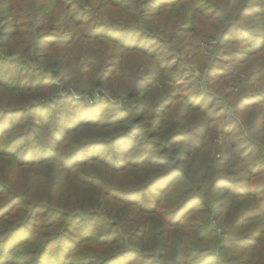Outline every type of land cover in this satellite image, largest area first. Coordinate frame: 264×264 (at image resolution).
<instances>
[{"label":"trees","instance_id":"trees-1","mask_svg":"<svg viewBox=\"0 0 264 264\" xmlns=\"http://www.w3.org/2000/svg\"><path fill=\"white\" fill-rule=\"evenodd\" d=\"M0 264H264V0H0Z\"/></svg>","mask_w":264,"mask_h":264},{"label":"rangeland","instance_id":"rangeland-1","mask_svg":"<svg viewBox=\"0 0 264 264\" xmlns=\"http://www.w3.org/2000/svg\"><path fill=\"white\" fill-rule=\"evenodd\" d=\"M196 74V73H195Z\"/></svg>","mask_w":264,"mask_h":264}]
</instances>
